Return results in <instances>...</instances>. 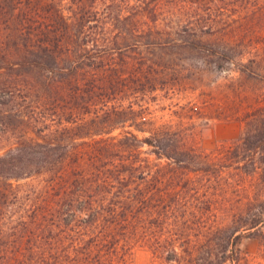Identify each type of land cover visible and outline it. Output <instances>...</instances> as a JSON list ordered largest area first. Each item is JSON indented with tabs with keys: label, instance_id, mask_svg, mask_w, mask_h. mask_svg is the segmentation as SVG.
<instances>
[{
	"label": "rangeland",
	"instance_id": "obj_1",
	"mask_svg": "<svg viewBox=\"0 0 264 264\" xmlns=\"http://www.w3.org/2000/svg\"><path fill=\"white\" fill-rule=\"evenodd\" d=\"M10 1L0 0V155H18L23 138L47 143L58 156L113 139L112 159L163 165L142 142L151 133L169 131L181 146L212 153L240 141L247 115L264 106V0H17L20 9ZM54 6L73 44L97 41L84 60L64 56L50 75L21 65L19 49L25 39L35 43L40 26L53 37ZM87 61L94 63L79 77L97 74L103 87L59 83ZM12 182L26 200L46 183L31 176ZM221 207L218 221L227 224L229 210ZM5 246L0 241V264H24L26 254L18 253L17 262H6ZM238 247L240 264H264V234L242 237ZM129 260L167 264L147 245L135 246Z\"/></svg>",
	"mask_w": 264,
	"mask_h": 264
},
{
	"label": "trees",
	"instance_id": "obj_2",
	"mask_svg": "<svg viewBox=\"0 0 264 264\" xmlns=\"http://www.w3.org/2000/svg\"><path fill=\"white\" fill-rule=\"evenodd\" d=\"M10 3L14 9L22 4ZM33 12L40 16L37 5ZM53 12V37L40 26L35 43L25 39L19 49L21 65L50 75L64 56L84 60L95 40H85L84 33L73 44L65 15L55 6ZM93 63L75 66L59 83L86 86L87 92L103 87L97 74L79 77ZM246 118L241 140L212 153L181 146L169 131L151 133L142 142L165 159L163 165L137 156L112 159L113 139L95 141L83 154L58 156L47 143L23 138L18 155H0L5 261L17 262L18 253L26 254L24 264H130L135 246L147 245L167 264H240L242 237L264 234V106ZM30 176L46 183L26 200L12 180ZM221 206L229 210L227 224L218 221Z\"/></svg>",
	"mask_w": 264,
	"mask_h": 264
}]
</instances>
